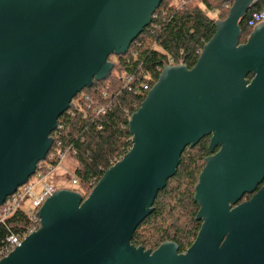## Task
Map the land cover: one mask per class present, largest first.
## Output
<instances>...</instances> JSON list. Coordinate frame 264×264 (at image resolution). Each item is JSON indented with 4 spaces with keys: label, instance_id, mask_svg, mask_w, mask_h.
<instances>
[{
    "label": "water",
    "instance_id": "water-1",
    "mask_svg": "<svg viewBox=\"0 0 264 264\" xmlns=\"http://www.w3.org/2000/svg\"><path fill=\"white\" fill-rule=\"evenodd\" d=\"M228 1L196 65H165L132 114L131 149L88 197L50 195L40 228L0 264H264V22L240 43L259 0ZM161 2L0 0V205L45 160L72 99L110 74V56L126 54ZM206 135L221 149L196 185L197 238L182 253L172 241L134 246L183 151Z\"/></svg>",
    "mask_w": 264,
    "mask_h": 264
},
{
    "label": "trees",
    "instance_id": "trees-1",
    "mask_svg": "<svg viewBox=\"0 0 264 264\" xmlns=\"http://www.w3.org/2000/svg\"><path fill=\"white\" fill-rule=\"evenodd\" d=\"M201 4L217 11V18L208 16ZM231 6L228 0H185L184 3L162 0L156 10L157 20L143 29L126 54L110 56L113 63L110 74L85 87L59 117L58 126L51 133L62 137L61 144L54 142L51 149L56 157L40 162L37 171L45 173L49 164L56 165L61 152L72 156L77 163L74 175L80 181L75 191L88 197L104 172L133 145L129 118L146 94H135L125 87L124 80L131 76L132 86L143 81L153 87L171 58L193 68L201 50L216 32V21L226 19ZM263 7L264 0H259L241 19L240 43H245L253 31L247 22L251 12ZM75 100L77 106L73 105ZM101 106L107 109L104 114L97 113ZM208 141L209 137H205L195 146L185 148L176 174L158 192L152 212L135 230L134 246L154 251L162 243L172 241L182 253L193 244L202 226V221L196 219L200 205L195 200V189L206 164L205 156L209 154ZM27 224L29 220L25 219ZM4 237L5 229L0 226V240Z\"/></svg>",
    "mask_w": 264,
    "mask_h": 264
},
{
    "label": "built area",
    "instance_id": "built-area-1",
    "mask_svg": "<svg viewBox=\"0 0 264 264\" xmlns=\"http://www.w3.org/2000/svg\"><path fill=\"white\" fill-rule=\"evenodd\" d=\"M177 1L179 3L185 2V0H177ZM157 18H158V13H156L155 11L152 16L151 22L154 19L157 20ZM247 22L248 25L252 28L257 26L259 23L264 22V7L251 12L250 16L247 19ZM179 64H184V62L182 60H176L175 58H171L170 63H168L167 65H179ZM133 81L134 78L128 76L124 80L125 87L129 88L130 90H134L135 94L144 93L147 96L148 92L151 90L152 87H150L147 83L143 81H141L139 85L135 84L134 86H132ZM86 98H88V96H86ZM73 105L77 106L76 100L73 101ZM106 111H107L106 107L103 106L97 109V113L99 114H104ZM132 114L130 115V118ZM51 137L53 139V144L54 142H57V145L61 144L62 137L60 139L58 135L52 136V134ZM53 144L45 160L47 159V157L50 161L55 159L56 153L55 151H51ZM66 156H67L66 153L61 152L59 162L54 166L49 164L47 167L48 169L45 173L41 171L38 172L36 169L35 174L32 175L25 184L18 187L17 191L12 195L8 196L4 201V203L0 205V226H2L5 229V237L0 240V260L6 257L8 254H10L13 250H15L17 246H20L27 236H29L30 234H32L33 232H35L40 228L41 217L37 213L44 204V202L46 201V199L50 197V195H52L58 189L52 185H45L39 195H35L33 193V189L37 183H39L41 180H44L49 175V173L54 171V169H56V167L62 163L64 157ZM45 160H41L40 162H44ZM34 178H37L36 182H32ZM71 181L72 184L79 186L80 181L76 175H73ZM79 193L82 194L81 192ZM30 197L33 200V208L25 210L23 208V204L25 203L27 198ZM25 219L29 220V224L25 225Z\"/></svg>",
    "mask_w": 264,
    "mask_h": 264
},
{
    "label": "rangeland",
    "instance_id": "rangeland-1",
    "mask_svg": "<svg viewBox=\"0 0 264 264\" xmlns=\"http://www.w3.org/2000/svg\"><path fill=\"white\" fill-rule=\"evenodd\" d=\"M206 14L212 18H217L218 12L206 6L205 4H201ZM76 160L67 155L64 157L61 164H59L54 171L49 173V175L44 179L37 183L33 189V193L35 195H39L45 185H52L57 189H66V190H78L79 186L72 184V177L74 175V170L76 166ZM37 178H34L32 182H36ZM77 192V191H75ZM23 208L25 210L33 208V200L32 198H27L25 203L23 204Z\"/></svg>",
    "mask_w": 264,
    "mask_h": 264
},
{
    "label": "flooded vegetation",
    "instance_id": "flooded-vegetation-1",
    "mask_svg": "<svg viewBox=\"0 0 264 264\" xmlns=\"http://www.w3.org/2000/svg\"><path fill=\"white\" fill-rule=\"evenodd\" d=\"M205 137H209V154L207 155V156H205L206 158H205V162H206V159L208 158V157H210V156H213L214 154H216L220 149H221V147L220 146H216L215 148H214V151H211L210 150V142H211V135H206V136H204L203 138H205ZM202 138V139H203ZM201 139V140H202ZM200 140V141H201ZM199 141V142H200ZM262 185H259L258 186V188H257V190L261 187ZM255 193V192H254ZM252 195H253V193H245L243 196H242V198H241V200H240V202L239 203H241V202H244V201H246V200H249L251 197H252Z\"/></svg>",
    "mask_w": 264,
    "mask_h": 264
}]
</instances>
